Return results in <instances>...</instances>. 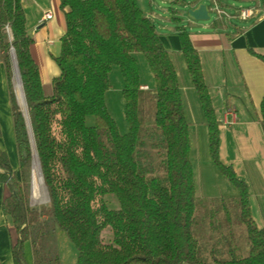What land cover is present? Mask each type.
<instances>
[{"label":"trees","instance_id":"trees-1","mask_svg":"<svg viewBox=\"0 0 264 264\" xmlns=\"http://www.w3.org/2000/svg\"><path fill=\"white\" fill-rule=\"evenodd\" d=\"M60 7L66 18L55 57L60 74L47 93L31 52L34 37L22 0H0V65L8 78L20 172L18 176L0 149V181H7L12 190L2 207L21 235L14 248L18 264L25 240L32 244L33 264H60L59 254L49 247L57 229L77 248V264H264V226L252 215L248 184L221 162V122L190 32L177 27L208 123L212 159L238 189L251 244L246 257L221 239L215 243L212 261L202 255L194 232L197 201L189 123L176 66L154 20L138 0H60ZM12 48L49 195V204L39 207L30 205L33 149L12 85ZM135 53L144 55L155 79L153 117L146 115L150 87L142 88ZM259 57L264 61V54ZM113 65L120 67L124 79L130 127L126 134L105 101ZM91 115L95 122L89 125ZM260 123L264 130V97ZM108 193L118 196L120 208L108 207ZM106 226L113 230L112 242L102 240ZM227 248L232 257L220 258Z\"/></svg>","mask_w":264,"mask_h":264},{"label":"crops","instance_id":"crops-1","mask_svg":"<svg viewBox=\"0 0 264 264\" xmlns=\"http://www.w3.org/2000/svg\"><path fill=\"white\" fill-rule=\"evenodd\" d=\"M212 1L214 7L217 4L222 11H225V6L232 5L228 3L231 0ZM251 1L254 2L239 7L253 12L248 19L242 20V24H234L228 14L227 20L216 18L212 23L190 32V37L200 53L204 77L218 119L222 120L226 107H235L237 110L236 123L228 127L221 126L220 157H225L224 161L229 163L237 175L248 184L250 191L254 186L264 198V130L260 123V106L264 97V61L259 57V54H264V8L262 0ZM200 3L206 2L197 0L190 8H195ZM23 6L29 31V14L25 4ZM33 6H36V13L32 18L34 28L31 35L34 42L31 45V52L40 67L45 91L51 93L52 81L60 74L55 57L60 52V39L66 32L65 11L60 7V0L34 2ZM48 10L53 11L54 16L44 21V15ZM160 36L169 52L172 49L182 52L178 32L173 35L160 33ZM174 64L178 72L186 119L189 112L196 115L197 121L207 122L186 60L180 59L181 70H178L175 61ZM18 92L17 99L20 98L22 101L21 91ZM0 149L7 153L12 169L20 176L8 78L3 63L0 65ZM11 194L8 182L0 181V264H18L14 248L21 235L12 217L6 214L2 207L4 200ZM66 245L70 258L67 264H77V248H71L67 241ZM21 260L22 264L34 263L31 242L28 245L24 243ZM60 264H64L62 256Z\"/></svg>","mask_w":264,"mask_h":264},{"label":"rangeland","instance_id":"rangeland-1","mask_svg":"<svg viewBox=\"0 0 264 264\" xmlns=\"http://www.w3.org/2000/svg\"><path fill=\"white\" fill-rule=\"evenodd\" d=\"M47 0H23V4L27 8L30 20L29 32L32 34V18L35 15L36 6H33L34 2H46ZM208 3L210 9L211 18L209 20H194L189 14L188 10L192 5H195L197 0H138L140 7L143 9L147 16H150L158 29V32L163 34H177L178 26H182L189 32L198 30L202 25L210 24L214 19H224L227 20L228 14L229 18L234 24H242V19L239 9L242 5L251 4V0H231L228 3L232 4L230 6H225V11L212 0H203ZM217 2V0H215ZM224 2V0H222ZM249 3V4H248ZM210 7H214L213 9ZM49 11V10H48ZM47 12V11H46ZM179 17L180 22H175L173 17ZM248 19V18H247ZM46 21V20H44ZM173 60L177 64L178 70H181L180 59L185 61V58L181 51L172 49L170 51ZM137 63L140 70V79L142 83L148 85H142L145 90H150L146 93L147 95V109L146 115L153 117L155 113L156 98H155V79L151 69L142 53H135ZM11 59H12V85L16 95L18 97V91L20 90L23 94L24 103L17 99L18 105L20 106L23 115L26 120L28 127L30 141L33 149V161L31 170V188H30V205L31 206H43L49 204V195L47 188L43 181V176L38 160V155L36 151L33 131L30 122V116L27 108V103L24 96L23 86L20 78V73L17 65L15 50L11 49ZM124 79L121 73V69L118 65H113L110 72V88L108 89L105 97L107 108L111 116L116 121L118 128L122 134L129 132V124L126 119L125 113V99L123 96ZM19 100V101H18ZM234 109L235 119L232 124L226 125L224 121L226 119H231L232 116H227L225 113L228 109ZM237 110L235 107H226L224 115L221 122V126H231L237 121ZM187 120L190 125L189 131L191 134V161L195 172V185H196V224L194 226V232L196 238L199 240L201 246L202 255L207 258V260L212 261L214 256L213 248L215 243L221 239L226 240L228 245L236 249V254L241 257H246L250 254L251 244L247 236L246 226L241 218L240 205L237 200L238 189L236 186L220 171L218 166L215 164L214 160L211 158L210 151V140H209V130L207 122H201L196 120V115H192L187 112ZM233 119V118H232ZM94 116H88L87 123L89 125L94 124ZM220 154V153H219ZM221 162L229 165L225 160V157H220ZM36 160H38V165H36ZM38 167V168H37ZM34 168L36 170L34 177ZM34 179L36 180L38 198H33L34 192ZM243 180V179H242ZM249 199L252 215L260 227L264 226V198L260 196V193L256 191V188L252 186L250 191L249 188ZM106 201L108 207L111 209L120 208V201L115 193L106 194ZM102 240L104 242H112L114 238V233L111 226H106L101 233ZM67 244L73 248L75 245L69 239L67 234L60 229L49 239V247L54 252L62 256L64 264L70 262L68 256ZM29 240H25V245L29 244ZM78 253V252H77ZM220 258H230L232 253L227 248L226 253L219 256Z\"/></svg>","mask_w":264,"mask_h":264},{"label":"water","instance_id":"water-1","mask_svg":"<svg viewBox=\"0 0 264 264\" xmlns=\"http://www.w3.org/2000/svg\"><path fill=\"white\" fill-rule=\"evenodd\" d=\"M188 14L194 20H209L211 18L207 3H200L197 7L190 8Z\"/></svg>","mask_w":264,"mask_h":264},{"label":"built area","instance_id":"built-area-1","mask_svg":"<svg viewBox=\"0 0 264 264\" xmlns=\"http://www.w3.org/2000/svg\"><path fill=\"white\" fill-rule=\"evenodd\" d=\"M253 14L252 10L250 9H242L241 12H240V16L242 19H247L249 18L251 15ZM53 11L49 10L45 13L44 15V20H49V19H52L53 18ZM227 116H232L231 119H226L224 121V123L226 125L228 124H232L234 122V119H235V113H234V109L230 108L227 110V112L225 113ZM233 118V119H232Z\"/></svg>","mask_w":264,"mask_h":264},{"label":"bare ground","instance_id":"bare-ground-1","mask_svg":"<svg viewBox=\"0 0 264 264\" xmlns=\"http://www.w3.org/2000/svg\"><path fill=\"white\" fill-rule=\"evenodd\" d=\"M20 96H21L22 101H23V103H24L25 101H24V98H23V94H22V92H20ZM36 165L39 166V165H38V160H36ZM37 168H38V167H37ZM35 173H36V170H35V168H34V177H35ZM36 184H37V182H36V180L34 179V185H35V187H34V192H33V198H38V197H39V195H38V190H37V187H36Z\"/></svg>","mask_w":264,"mask_h":264}]
</instances>
